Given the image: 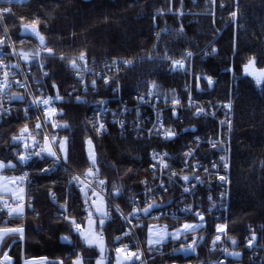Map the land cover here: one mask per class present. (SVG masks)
<instances>
[{"label": "trees", "instance_id": "obj_1", "mask_svg": "<svg viewBox=\"0 0 264 264\" xmlns=\"http://www.w3.org/2000/svg\"><path fill=\"white\" fill-rule=\"evenodd\" d=\"M209 1L27 0L22 5L6 6L10 12L3 19L8 33L15 35L17 41L24 39L23 43L16 44L18 52L45 47L53 50L52 58L46 59L49 77L41 85L46 93L62 98L58 100L59 112L63 113L59 115V122L68 125L60 128V134L68 137L67 164L78 172L86 169L90 164L86 141L91 138L97 160L95 167L107 180L108 195L122 209L127 207L129 190L138 192L148 178V151L157 143L135 139L130 133L120 134L112 126L105 136H98L87 120L89 102L109 95L111 85L99 81L95 93H81L69 63L57 59L60 55L80 56L83 52L85 57L96 61L105 58L132 61L118 76L125 98L149 91L171 96L192 82L193 96L200 102L233 100L230 208L226 224L227 236L240 249L247 224L264 227V86H257L254 78L243 74L250 58L255 59L256 68H264V0H216L213 6ZM233 11L238 13L235 20L231 17ZM36 19L40 21L38 29L45 38L44 46L37 37L22 32V23L30 24ZM187 52L192 53L193 59L187 63L186 71H171V61L180 60ZM196 76L210 77L213 86L208 87L207 79H201L198 89ZM153 83L157 85L155 89L151 87ZM85 96L86 101L82 103L80 100ZM183 116L185 120L177 124L178 137L161 145L171 160L179 158L195 133L203 135L206 130L212 131L213 123L187 120L188 113ZM22 125L19 113L7 120L0 118V161L17 165L7 169L8 174L28 166L20 164L14 154L19 151V143L12 138ZM27 125L30 129L34 126L32 121ZM24 136L30 137L29 133ZM52 181L48 177L38 180L32 212L23 220L6 221L4 215L0 218V225L4 227L23 226L25 230L23 249L14 243L9 251L14 264H21L22 255L24 259L47 257L50 261L71 264L76 254L83 264H95L100 250L89 248L73 236L68 224L55 214L61 198L56 201L51 198V193L57 190ZM118 189L120 194L113 195ZM34 211L38 216H34ZM147 227L145 223L144 229L140 228L142 234ZM177 227V224L170 225V229ZM104 229L106 245L111 246L119 241L117 237L121 236L123 226L114 218L105 223ZM214 231L215 224L210 222L203 239L189 255L171 250L190 241L192 234L185 242L169 239L163 247L170 253L150 257L148 264L188 261L205 264L227 258L224 251L227 242L221 238L214 245ZM63 236L70 238L71 245L63 243ZM8 246L6 242L4 249ZM236 263L227 258L226 264Z\"/></svg>", "mask_w": 264, "mask_h": 264}, {"label": "built area", "instance_id": "obj_2", "mask_svg": "<svg viewBox=\"0 0 264 264\" xmlns=\"http://www.w3.org/2000/svg\"><path fill=\"white\" fill-rule=\"evenodd\" d=\"M27 0H23L22 3L17 2V0H9V2L16 4H23ZM0 3L3 1L0 0ZM3 12L0 11V15L3 16ZM0 24L5 27L4 19H0ZM5 36V35H4ZM8 46L4 53L8 55H3L0 64L16 65L19 64V68H4L0 67V81L3 80V73L8 71L10 73V87H8L4 93L0 94V113L3 109H8L7 113L0 114V118L10 119L14 114L15 110L21 113V118L25 121L30 119V115L33 116V123H37L38 116L43 120L44 112L33 109L31 102L37 97L47 98L49 96L54 97L46 93L41 85V82L49 77L50 71L47 65L46 59H44L43 52H40L39 58L29 65L24 64V60L20 59L17 55H11L13 52V36L11 37L7 32ZM32 54V53H31ZM34 55V54H33ZM50 56V55H49ZM204 56H207L205 54ZM71 57L69 63V70L71 71L72 77L75 80L77 88L83 94H89L90 92L95 93L97 90L98 82L101 81L105 83V79L109 81L108 84L111 85V92L107 96L96 97L89 102V111L87 113V120L98 136H105L108 132L110 126H114L120 134L130 133L135 139L145 140L148 142H156L157 144L148 151V178L143 181L141 188L138 192L131 195L129 194L127 200V207L122 209L119 207L120 211L116 210V203L108 195V183L106 178L101 176L100 171L95 176H86L85 173L87 169L91 166L87 165L83 172H78L71 168L68 164L63 162L57 166L51 172H41V169L51 167L50 163H45L44 161L33 157L18 173L12 174L11 178L20 177L25 173L28 174V181L23 185H14L15 190L20 194V187H23L24 200L20 201L25 205V212L21 218L18 220H23L29 213L32 212L33 207V191L37 186L38 180L40 178H46L53 176L55 180L57 190L51 193V198L55 196V200L58 197L61 198L59 205L57 207V214L65 223L72 226L63 219L64 209L61 205L67 202V215L75 218L82 228L87 229L88 224V212L85 208L88 207L89 210L93 211L95 214V208L92 207V201L86 206L84 204V196L80 192V187L88 184L89 181L92 182L93 187L89 189L88 195L92 196V192L96 191L100 196L104 198L103 204L93 196L92 199L97 201V206L106 208L109 211L110 219L105 223L112 221L117 218L124 227L121 232V236L118 242H115L112 247L108 249L110 255L117 259L118 253L117 248L123 249L125 245L128 246L129 252H139L141 254L140 260H135L129 262L136 264H148V259L154 256H165L167 254L165 248L162 246L150 247L145 245L146 238L144 235L139 233L140 227L143 226L144 222H154V223H166V224H177L180 222H190L198 220L195 213L199 212L204 215V223L218 222L220 220H227L228 210L230 208V183H231V160H232V126L234 120V106L233 103L229 101H213V102H200L196 100L193 96V85L192 82L185 84L180 92L174 94V98L180 100V105L177 106L180 110H188L191 113V118L194 120L209 121L213 123L212 131L206 130L203 135L194 134L187 146L180 152L178 159H172L169 157L168 152L161 145L174 141L178 135V127L174 121H168V113L171 111L170 108L173 104H170V98L167 95L160 96L151 92H146L140 95H134L132 98H125L122 95L121 85L118 82V76L127 67L123 63L121 58H105L99 61L94 59H89L85 57L84 61H79V56H67ZM61 58V57H60ZM193 55L187 57L185 55L180 59L184 60L185 66L188 62H191ZM77 60L79 69H73L70 67L71 61ZM115 61V63H113ZM39 69V72L34 68ZM36 71L38 74L36 75ZM44 73H47L45 76ZM99 74V75H97ZM31 79V81H30ZM82 80V82H81ZM96 81V87H92V81ZM16 81H21L25 84V87H20ZM115 89V91H114ZM24 92L25 95L22 94ZM151 93V94H149ZM189 94H191L192 101L194 104L191 108L188 107ZM12 95H23L24 100H11L9 99ZM143 97V100L140 98ZM86 96L80 101L84 103L86 101ZM103 101V105L99 102ZM231 103V109L224 107ZM56 107L57 112H59V101H55L53 104ZM197 108H203L204 115H194ZM25 110L28 111V117H25ZM172 115V114H170ZM56 123H59V115L53 117ZM221 121H230L231 125L227 123L222 124ZM123 122V125L121 124ZM182 123V120H178ZM100 124L104 125V131L98 133L96 129ZM155 125L156 130L161 131V135L157 136L152 134L149 130L153 129ZM163 125V128H161ZM172 129L177 133L175 137L171 140H165L163 137V130ZM195 130V129H194ZM39 132L38 139L39 144L36 148H29L27 151L38 150L39 147L44 146V136L51 133L57 135L59 138H63L60 134V128L53 129L51 123ZM31 139V137H29ZM32 140V139H31ZM213 143L217 146L213 147ZM160 146V147H159ZM22 149V152H21ZM20 149V154H27L25 147L22 146ZM191 151L192 155L185 156L184 154ZM167 153V157L164 156ZM153 154H157V160L153 159ZM17 155V154H16ZM221 157L224 159L222 160ZM163 160L164 163L170 165L168 168L160 167L159 161ZM187 161V163H185ZM225 163L228 165L227 168L224 167ZM156 164L153 169L151 165ZM215 164L216 167H212ZM26 165V164H23ZM174 165L177 167L175 168ZM97 168L94 167V171ZM207 169V171H205ZM172 173H176L175 176ZM183 176H188L189 180L184 181ZM220 176L226 177V182H221ZM73 177H79L80 182H72ZM199 177V179H197ZM103 180L104 185H99L98 181ZM160 185H164L161 188ZM188 188L189 191L185 192L183 189ZM152 189L151 192H147V189ZM167 189L165 191L164 189ZM222 193L224 195H222ZM134 198V202L132 199ZM166 200V202H165ZM5 202H8L10 207H15L17 202L14 197L9 195H0V208H4ZM155 202L159 205L152 209L150 215L145 216L141 211L136 216L129 215L133 212L134 207L139 208L147 207V204ZM31 204V207H27ZM191 208L192 212L183 211L185 208ZM34 216H38L37 212H33ZM6 217V221H9L7 215V209H5L2 214ZM122 217H126L124 219ZM154 217H159L155 219ZM96 218V228L95 232H102L103 242L107 239V233L103 228L99 226V218ZM187 220V221H186ZM139 225V226H137ZM15 228V227H14ZM73 236L79 237L75 231H71ZM125 233H129L125 235ZM255 234L256 239L252 242V246L248 247V239ZM17 243L20 244L23 249L24 241L20 242L18 237ZM10 240L7 239L6 241ZM5 241V242H6ZM0 245V259L3 258V245ZM12 244L7 248L5 252L8 253L11 249ZM4 252V253H5ZM240 253L239 257H235L238 264H264V227L254 226L252 224L246 225V235L241 243L240 249H237ZM184 253L186 255L191 254ZM120 258L123 260L125 253H120ZM11 257V256H9ZM38 259V258H37ZM12 264H14L11 258ZM24 262V257L22 255L21 264ZM226 264V258H221L217 261H208L206 264ZM178 264V263H173ZM186 264H204L201 262H187Z\"/></svg>", "mask_w": 264, "mask_h": 264}, {"label": "snow or ice", "instance_id": "obj_3", "mask_svg": "<svg viewBox=\"0 0 264 264\" xmlns=\"http://www.w3.org/2000/svg\"><path fill=\"white\" fill-rule=\"evenodd\" d=\"M17 2L22 3L23 0H17ZM216 0H212V3H215ZM221 7H223V5H221ZM3 13H8L10 12V9L8 8H3L2 10ZM181 15L183 13H180ZM238 16V13L233 11L231 13V17L233 20H235ZM0 19H3V16L0 15ZM23 21V18H21ZM40 21L39 19L33 20L30 24L29 23H22L21 27H22V32L26 35L29 36H35L39 39L41 46L45 45V38L43 35H41L39 29H38V25H39ZM4 33H5V38H7V32L8 29L4 28L3 29ZM6 44V39H0V53H3V55H8V53H4L3 49L5 47ZM45 51L48 52L49 55L53 54V50L52 49H48V48H44ZM216 50L213 48L212 52H215ZM11 55H17L19 56L20 59L24 60V62L26 64L34 62L37 58H39V52L35 53L34 55L31 53H26V52H20L17 53L15 51V49H13V52L11 53ZM192 53L191 52H187L186 56L187 57H191ZM3 56H0V61H2ZM61 59H65V57H61ZM164 59H167V57H164ZM79 61H84L85 60V54L82 52L80 54V56L78 57ZM113 63H115V61H113ZM124 64L126 65H131L132 61H123ZM255 59L254 58H250L249 61L244 65V73L246 75H252L256 81L257 86H264V69H261L259 71H255ZM0 67H4V68H19L20 65L16 64V65H7V64H0ZM70 67H72L73 69H79V65L77 63V60H72ZM171 71H186V66H185V62L184 60H173L171 61ZM44 75L46 76L47 73H44ZM99 75V74H97ZM10 73L8 71H5L3 73V80L0 81V94L4 93V91L10 87ZM201 79H207V85L208 87H212L214 84V81L210 78V77H202V76H196L195 77V81H196V86L199 89V82ZM82 82V80H81ZM16 83L20 86V87H25V90L27 91V88L25 86V84L21 81H16ZM109 81L107 79H105V84H108ZM53 87H55V85H53ZM92 87L95 88L96 87V81L93 80L92 81ZM153 89H155L157 87V85L155 83L152 84L151 86ZM115 91V89H114ZM151 94V93H149ZM189 105L188 107L191 108L194 104V101H192V97L191 94H189ZM9 99L11 100H24V96L23 95H12L9 97ZM62 98L57 94L55 97H47V98H40L37 97L36 99H33L31 102V106L33 109H37L40 111L44 112V117L43 120L40 119V117L38 116L37 118V123L35 124V129L36 130H43L47 124L51 123V126L53 129H57V128H67L68 125L67 124H59L56 123L53 120V117L57 116V115H62V111L61 112H57L56 107L53 106L55 101L61 100ZM79 97H77V100L79 101ZM141 100H143V97L140 98ZM101 105H103V101L99 102ZM173 103V111H172V115L175 116L176 115V106L180 105V100L178 98H173L172 100ZM224 107L228 108L229 110L231 109V103L224 105ZM0 108H2V106H0ZM8 109H3L2 113H7ZM204 109L203 108H197L196 112L194 113V115L200 116V115H204ZM25 117H28V111L25 110L24 113ZM222 124L227 123L230 127L231 122L230 121H221ZM121 124L123 125V122H121ZM161 128H163V125H161ZM104 125L100 124L99 127L96 129V131L98 133H102L104 131ZM152 134L154 135H161V131L160 130H156L155 125L153 129L149 130ZM24 133H29V136L32 139V144L29 145L27 143H25L24 147L25 150L27 151V149L29 148H36L37 145L39 144V141L36 140V136L32 135V133L29 132V126L27 124L24 125V127L21 129V136ZM36 135H39V132L36 133ZM177 135V133H175V131H173L172 129H166L163 130V137L165 140H171L173 137H175ZM21 136H14L12 138L13 142L15 143H19ZM86 143L89 145V153H88V160L90 162V167L87 169V172L85 173L86 176H95L98 174V169H96L94 171V167L97 163L96 160V155H95V149L94 146L92 145V139H88L86 141ZM68 137L65 136L63 138H59L57 135L55 134H47L44 136V146L43 147H39L38 150L35 151H27V154H18L17 155V159L19 160L20 164H27L30 160H32L33 157H36L42 161H44L45 163H50L51 167L49 168H44L41 169V172L47 173V172H51L53 171L57 166H59L62 162L64 164H67L68 162ZM217 145L215 143H213V147H216ZM167 153H164V156L167 157ZM185 156H190L192 155V152L189 151L187 153L184 154ZM153 159L157 160V154H153ZM221 159L223 160L224 158L221 157ZM185 163H187V161H185ZM160 167L162 168H168L170 167V165H168L167 163H164L163 160L161 159L159 161ZM17 165L12 163V162H8V163H4L3 161H0V172H2L5 169H14L16 168ZM151 167L154 169L156 167V164L151 165ZM212 167H216L215 164L212 165ZM225 168L228 167V165L225 163L224 165ZM205 171H207V169H205ZM173 176L176 175V173H172ZM5 180H7L8 182H10L11 184L14 185H23L25 182L28 181V174L25 173L24 175L20 176V177H15V178H4ZM182 179L184 181H188L189 177L188 176H183ZM197 179H199V177H197ZM219 179L221 180V182H226V177L224 176H220ZM72 182H80V178L79 177H73L72 181H70V183ZM99 185H104V181L100 180L98 181ZM93 187V184L91 181H89L88 184H85L83 187H80V192L81 194L84 196V204L87 206L89 204V201H92V207L95 208V214L93 213V211L89 210L88 207L85 208V211L88 212V228H82L81 224L73 217L67 215V202H65L64 205H61V208L64 209V215H63V219L66 220L72 227L70 228V232L71 231H75L80 239L83 241L84 244H86L89 248L92 247H99L100 249V258L97 260V264H104V244H103V235L102 232L100 233H95V228H96V218H99V226L102 229L104 223L110 219V214L109 211L101 206H97V201L93 200L92 197L95 196L97 197V199L101 202V204H103L104 202V198L102 196H100L98 194V192L93 191L92 192V196L88 195V191L89 189H91ZM161 188H164V185H160ZM165 191H167V189H164ZM185 192H188L189 189L186 187L183 189ZM147 192H151L152 189H147ZM23 192L24 189L23 187H20V194H13L14 195V199L16 200L17 204L15 207H10L8 202H5L4 208H0V218H2V214L4 213L5 209H7V215L9 217V221L13 220V219H18L21 218L24 215L25 212V205L23 203H20V201L24 200V196H23ZM120 194V190L118 189L116 193H114L113 195H119ZM222 195H224L222 193ZM53 199H55V196L53 195ZM133 200L134 202V198H130ZM159 205H157L155 202L153 203H149L147 204V207L144 208H139L138 206L134 207L133 212L129 213V215L132 216H136L139 212H143L145 216H148L151 214L152 209L158 207ZM27 207H31V204H28ZM117 211H120L119 206L116 207ZM183 211L185 212H192V209L189 208H185ZM196 217L198 218V223H185L183 224L180 228L175 229L172 232H169L167 230L168 226H165L163 233L159 234L154 232V226H149L148 228V232H149V237H148V245L150 247H155L156 245L162 244L164 243L167 239H173V240H178L180 239L182 234H189V233H194L197 229H202L204 227V215L202 213H195ZM124 219H127L126 217H122ZM155 219H159V217H154ZM139 226V225H137ZM216 232L218 233L214 240H213V244L215 245L217 242L221 241V234L223 235H227V224H217L216 225ZM129 233H125V235H128ZM19 239L20 242H23L25 240V230L23 226L20 227H15V228H0V245H2L7 239L12 238V242L13 243H17V238ZM120 237H117V240H119ZM200 239H203V237H192V242L189 243L186 247H181L179 249V251L184 252V253H190V252H194L196 250V245L198 243V241ZM256 239L255 234H253L249 239H248V247L252 246V242ZM61 240L63 241V243L71 245L72 241L70 240V238L68 236H63L61 237ZM233 244L236 243V241L233 239L231 241ZM128 246L125 245L123 249L117 248L116 251L118 253L117 256V264H129V262L131 261H135V260H140L141 259V254L139 252H129L128 250ZM226 255H230L233 257H239L240 253L238 252H231L229 253L227 251V249L224 250ZM120 253H125L123 260H121L120 258ZM75 254V253H74ZM0 264H12L11 261V257H9L8 253L5 252L4 256L2 259H0ZM24 264H64L63 260H57V261H50L48 260L47 257H41V258H25L24 259ZM73 264H83L82 258L76 254V259L73 260ZM220 264H223V262H220Z\"/></svg>", "mask_w": 264, "mask_h": 264}, {"label": "rangeland", "instance_id": "obj_4", "mask_svg": "<svg viewBox=\"0 0 264 264\" xmlns=\"http://www.w3.org/2000/svg\"><path fill=\"white\" fill-rule=\"evenodd\" d=\"M1 1H3V3H0V6L1 5H3V7L4 8H6V6H8V5H10V4H13V5H22V4H16V3H12V2H9V0H1ZM211 4H212V6L214 5V3H212V0H210L209 1ZM8 3H10V4H8ZM24 4V3H23ZM170 6V5H169ZM170 8V7H169ZM3 8L2 7H0V10H2ZM0 22H1V20H0ZM2 36H0V39H6L5 38V33H4V31H3V29H2ZM9 35L12 37L13 36V46H14V48L16 47V44L18 45V44H20V43H23L24 42V39H21L20 41H17V38H16V36L15 35H12V34H10L9 33ZM6 46H8V41H7V39H6V44H5V47H4V49L3 50H5L7 47ZM15 51L17 52V53H20V52H18L17 50H16V48H15ZM37 52H43V55H44V59L43 60H45V59H50V58H52V56H49V54H48V52L47 51H45L44 49H42V48H37L36 50H34V51H32V52H27V53H32V54H35V53H37ZM65 55H68V54H62V55H60L59 56V58H57L58 60H60V61H62V60H64V61H67V63H70V60H71V57H67V56H65ZM70 56V55H69ZM60 57H65V59H61ZM34 66H33V69H32V71L34 70ZM36 69V68H35ZM264 69V68H263ZM38 72H39V69H36ZM255 71H259V70H261V69H258V68H256L255 67V69H254ZM36 71V75L38 74V72ZM40 73V72H39ZM243 74L244 75H246L245 73H244V67H243ZM247 76H250V77H252V78H254L252 75H247ZM30 81H31V79H30ZM150 92V91H149ZM152 93V92H151ZM22 94L23 95H25L24 94V92H22ZM53 96V95H52ZM175 96L174 95H171V96H169V98H170V101H169V103L170 104H173L172 103V100H173V98H174ZM229 102H231V103H233V100H228ZM233 106H234V104H233ZM170 112L168 113V121L169 122H171V121H174V123L177 125V124H180L179 122H178V120L180 121V120H182V121H184L185 120V116H183L184 115V113H188V115H189V117L187 116V120H191L192 118H191V113L188 111V110H180L177 106H176V115L175 116H173V115H170V114H172V111H173V107L172 108H170ZM15 112H17V113H19V115H20V118H21V113L18 111V110H15ZM1 119H4V120H7L5 117L3 118H1ZM194 120V119H193ZM21 121H22V124H27V123H29L30 121H34V118H33V116L32 115H30V119L28 120V121H25V120H23L22 118H21ZM35 122V121H34ZM24 125H22V126H19L18 128H20L19 130H18V132H17V135L16 136H21V129L24 127ZM33 128L32 129H30V130H33V132H35V133H37L38 131L35 129V123H33ZM15 127H17V126H15ZM112 127H114V126H112ZM115 128V127H114ZM29 130V132H32V131H30ZM116 130V129H115ZM117 132H118V130H116ZM120 133V132H119ZM24 134H26V133H24ZM24 134L21 136V139H20V142H19V144H18V146H19V151H16L14 154H15V157H16V159H17V155L18 154H20V149L22 148V146L24 147V145H25V143H27V144H29V145H31L32 144V140L31 139H29V137H27V136H24ZM127 134V133H126ZM196 134H198V133H196ZM37 136V135H36ZM21 152H22V149H21ZM17 154V155H16ZM18 160V159H17ZM18 162H19V160H18ZM15 164V163H14ZM21 170V169H20ZM19 170V171H20ZM18 171V172H19ZM18 172H16V173H18ZM12 174H15V173H12ZM12 174H8V171H7V169H5V170H3L2 172H0V193H6V195H10V196H13L14 197V193L16 194V192H15V189H14V187H13V184H11L10 182H8L7 180H5L4 178L5 177H7V178H9V177H11L12 176ZM53 176H51V177H48V178H51V179H53L52 178ZM52 184L55 186L56 185V183H55V180H53L52 181ZM34 192H36V189H34V191H33V193ZM10 193H13V194H10ZM136 192H133V191H131V190H129V194H131V195H133V194H135ZM228 218H229V210H228V217H227V220L225 219V220H220V221H218V222H213L214 224H215V231H214V238H215V236L218 234L217 232H216V225L217 224H225V223H227V221H228ZM5 220H6V217H5ZM118 220V219H117ZM187 221V220H186ZM118 222H119V220H118ZM199 221L198 220H195V221H193L192 219H190V222H180V223H177V225H178V227L177 228H180L183 224H185V223H198ZM120 224H122L121 222H119ZM147 224L148 223V227H147V229H146V231H145V235L144 234H142L141 233V230H140V234L141 235H144L145 236V240H146V243H145V245H147V246H149L148 245V243H147V241H148V237H149V232H148V228H149V226H154V232H156V233H159V234H162L163 233V230H164V228H165V226H168L167 227V230L169 231V232H172V231H174L175 229H177V228H175V229H170V224H166V223H154V222H151V221H148V222H144V224ZM144 224H143V226L142 227H140V228H142V229H144ZM173 225H176V224H173ZM248 225V224H247ZM69 226V225H68ZM123 226V225H122ZM6 227V226H5ZM2 224L0 225V228H5ZM176 227V226H175ZM7 228H10V227H7ZM14 228V227H13ZM70 228V227H69ZM87 228H88V224H87ZM123 229H124V227H123ZM207 229H208V223L206 224V223H204V227L202 228V229H197L194 233H189V234H192L193 236H195V237H203L204 236V234H205V232L207 231ZM123 231V230H122ZM96 233V232H95ZM72 234V233H71ZM189 234H182L181 235V237H180V239H178V240H173V239H170L171 241H179V240H181V241H184L185 242V239H187V236L189 235ZM198 234V235H197ZM147 236V237H146ZM192 236V237H193ZM75 237H77V236H75ZM245 237V236H244ZM78 238H80V237H78ZM213 238V239H214ZM221 238H223V240L225 239V241L227 242L226 243V246H225V249H227V251L229 252V253H231V252H236L237 251V249L235 248V246H234V244L231 242L232 241V239L231 238H229L227 235L225 236V235H223V234H221ZM169 239H167L164 243H162V244H159V245H156V246H164L165 245V243L169 240ZM244 239V238H243ZM202 239H200L199 241H198V243L201 241ZM243 241V240H242ZM6 242H9V246L12 244H14L13 242H12V238H10V240H8V241H6ZM5 242V243H6ZM192 242V239L190 240V241H187V243L186 244H183V243H181L180 244V246H178L177 248H172L173 250H171V251H174V253H176V254H179V253H182V254H184V252H181V251H179V249L183 246V247H186L189 243H191ZM197 243V244H198ZM103 244H104V257H105V260H104V264H117V259H115V258H113L112 257V255H110V254H108L109 253V251H108V249L110 248V247H112V245L111 246H109V245H106V241H104L103 242ZM8 246V247H9ZM7 247V248H8ZM12 247V246H11ZM7 248L6 249H4V245H3V253L2 254H4V252L7 250ZM98 248V250H100L99 249V247H97ZM164 248V247H163ZM166 248V247H165ZM166 250V249H165ZM166 252L167 253H170L168 250H166ZM100 255H101V253H100ZM100 255H99V257H98V259L100 258ZM167 255V254H166ZM9 256H10V254H9ZM223 258H225V257H222V259ZM227 258H229V260H235V257H233V256H230V255H227ZM227 258H226V263H227ZM219 259H221V258H219ZM218 259V260H219ZM149 260V259H148ZM211 261H217V260H211ZM236 261V260H235ZM188 262H197V261H188ZM200 262V261H199ZM208 262V261H207ZM206 262V263H207ZM175 263H177V262H175ZM187 262H182V263H180V264H186ZM201 263H203V262H201ZM205 263V264H206ZM71 264H73V261L71 262ZM95 264H97V261H96V263ZM131 264H136V263H131ZM169 264H173V263H169ZM179 264V263H178ZM236 264H238V262L236 263Z\"/></svg>", "mask_w": 264, "mask_h": 264}, {"label": "crops", "instance_id": "obj_5", "mask_svg": "<svg viewBox=\"0 0 264 264\" xmlns=\"http://www.w3.org/2000/svg\"><path fill=\"white\" fill-rule=\"evenodd\" d=\"M11 178V177H9ZM14 187V186H13ZM15 189V188H14ZM16 194H19L16 190H15ZM10 194H13V193H10ZM0 195H6V193H0ZM10 196V195H9ZM13 197V196H12ZM147 237V236H146Z\"/></svg>", "mask_w": 264, "mask_h": 264}, {"label": "bare ground", "instance_id": "obj_6", "mask_svg": "<svg viewBox=\"0 0 264 264\" xmlns=\"http://www.w3.org/2000/svg\"><path fill=\"white\" fill-rule=\"evenodd\" d=\"M8 4H10V3H8ZM0 7L4 8L3 5H1ZM4 14H5V13H4ZM4 14H3V15H4ZM4 28H6V26H5V27L2 26V29H4ZM121 59H123V58H121ZM123 60H125V59H123ZM125 61H126V60H125ZM22 264H24V262H23Z\"/></svg>", "mask_w": 264, "mask_h": 264}, {"label": "water", "instance_id": "obj_7", "mask_svg": "<svg viewBox=\"0 0 264 264\" xmlns=\"http://www.w3.org/2000/svg\"><path fill=\"white\" fill-rule=\"evenodd\" d=\"M32 37H34V36H32Z\"/></svg>", "mask_w": 264, "mask_h": 264}]
</instances>
